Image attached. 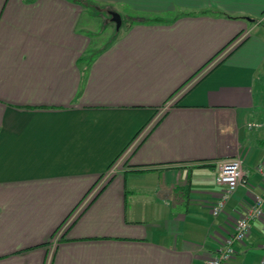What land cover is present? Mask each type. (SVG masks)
Segmentation results:
<instances>
[{"label":"crops","instance_id":"1","mask_svg":"<svg viewBox=\"0 0 264 264\" xmlns=\"http://www.w3.org/2000/svg\"><path fill=\"white\" fill-rule=\"evenodd\" d=\"M263 194L264 0H0V264H207ZM234 248L260 264L264 217Z\"/></svg>","mask_w":264,"mask_h":264},{"label":"built area","instance_id":"2","mask_svg":"<svg viewBox=\"0 0 264 264\" xmlns=\"http://www.w3.org/2000/svg\"><path fill=\"white\" fill-rule=\"evenodd\" d=\"M142 136L143 134L140 135L136 141L141 139ZM117 172V165H112L89 194L85 203L87 204L91 201ZM216 183L222 187L221 196L212 208L213 215L217 217L225 212L228 201L233 196L237 188L247 184L243 170V161L240 158H230L219 162ZM263 217L264 194L260 197H256L254 202L248 206L245 213L235 220L232 234L225 239L218 255L209 260L207 264H225L232 260L236 253L234 246L237 243L245 241L250 233L252 223L254 221L261 220ZM72 218L74 219L75 216ZM72 218L67 223V226L73 221ZM61 235L62 234H60L59 238ZM59 238H57L55 242H58ZM260 264H264V258L261 260Z\"/></svg>","mask_w":264,"mask_h":264},{"label":"rangeland","instance_id":"3","mask_svg":"<svg viewBox=\"0 0 264 264\" xmlns=\"http://www.w3.org/2000/svg\"><path fill=\"white\" fill-rule=\"evenodd\" d=\"M87 6H88V14H87V20L89 19V18H91L92 20L91 21H87V22H90V25H92L91 26V28H96V30H97V32H99L100 33V31L102 30L101 29V22H99L96 18H95V16H93L94 14L96 15V16H98V18H99V15L98 14H102V12H103V10H104V8H102L101 6H99L98 4H92V3H87ZM120 10V12L121 13H123V14H128V15H132V13L130 12V10L129 9H126V10H124V9H122V8H119ZM86 20V19H85ZM110 30L107 32V35H106V33H104L101 37H98L97 39H95L97 42L99 41V40H101V42L100 43H104V42H106L109 38H110ZM167 107L168 106H166V109H167ZM124 162V159L122 160V161H119L118 162V164H114V166L115 165H117V168L119 169V166H120V164L122 165V163ZM86 203L84 202V203H82L81 204V206H80V208H78V211L77 212H79L80 210H81V208L85 205ZM77 213H74L69 219H68V221L64 224V226L56 233V235L54 236V239L56 240L57 238H59V236H60V234H62L63 233V231L66 229V227H67V223L71 220V218L72 217H74L75 215H76ZM73 219V218H72ZM66 226V227H65Z\"/></svg>","mask_w":264,"mask_h":264},{"label":"trees","instance_id":"4","mask_svg":"<svg viewBox=\"0 0 264 264\" xmlns=\"http://www.w3.org/2000/svg\"><path fill=\"white\" fill-rule=\"evenodd\" d=\"M214 59H215V58H214ZM208 64H209V63H208ZM204 68H205V66H204ZM204 68H202V69H204ZM200 71H201V70H200ZM189 81H190V80H189ZM189 81H188V82H189ZM185 87H186V84H185V85H184V86H183L178 92L182 91ZM102 178H103V176H101L100 180H101ZM100 180H99V181H100ZM99 181H98V183H99ZM98 183H97V184H98ZM97 184H96V185H97ZM107 184H108V183H107ZM107 184H106V185H107ZM96 185H95V186H96ZM106 185H105V186H106ZM95 186L90 190V192L88 193V195H87L86 197L89 196V194L92 192V190L95 188ZM105 186H104V187L98 192V194H97V195H96V196L90 201L89 204H91V203L97 198V196L101 193V191L105 188ZM75 212H76V211H75ZM75 212H74V213H75ZM74 213H72V214L66 219V221H64V223L62 224V226H60V228H58L57 232H58V231L64 226V224L68 221V219H69ZM57 232H56V233H57ZM55 235H56V234H55ZM62 236H63V235H62ZM61 238H62V237H61Z\"/></svg>","mask_w":264,"mask_h":264},{"label":"water","instance_id":"5","mask_svg":"<svg viewBox=\"0 0 264 264\" xmlns=\"http://www.w3.org/2000/svg\"><path fill=\"white\" fill-rule=\"evenodd\" d=\"M112 21L116 22L118 24V27H121L122 19L119 14L117 13H111Z\"/></svg>","mask_w":264,"mask_h":264}]
</instances>
